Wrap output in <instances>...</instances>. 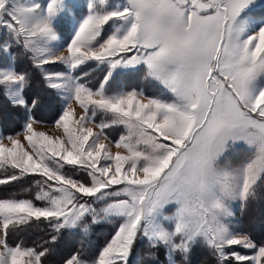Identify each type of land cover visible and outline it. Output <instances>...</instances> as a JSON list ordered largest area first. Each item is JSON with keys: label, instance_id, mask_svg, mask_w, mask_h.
<instances>
[{"label": "snow or ice", "instance_id": "snow-or-ice-1", "mask_svg": "<svg viewBox=\"0 0 264 264\" xmlns=\"http://www.w3.org/2000/svg\"><path fill=\"white\" fill-rule=\"evenodd\" d=\"M34 72L60 135L34 127ZM137 74L154 93L126 87ZM0 95L25 111L0 136V264H48L65 232L82 239L59 264H134L145 244L264 264L236 216L264 200V0H0ZM95 225L111 228L89 252Z\"/></svg>", "mask_w": 264, "mask_h": 264}, {"label": "trees", "instance_id": "trees-1", "mask_svg": "<svg viewBox=\"0 0 264 264\" xmlns=\"http://www.w3.org/2000/svg\"><path fill=\"white\" fill-rule=\"evenodd\" d=\"M18 56V67L20 70L29 69L28 62L25 58ZM23 57V56H22ZM89 71V79L95 81L99 78L98 69H86ZM29 71H31L29 69ZM126 87L130 90L133 88H142V78L138 75L124 81ZM151 87V86H150ZM149 88V87H148ZM147 88V89H148ZM146 90V88H144ZM26 97L31 96L39 98L41 103L34 110L33 116L36 120L42 122H51L56 119L60 110L59 99L55 92L47 89L44 81L38 72L32 73L31 86L26 89ZM11 111V114L9 111ZM25 123V111L11 106L7 99L0 95V131L3 135H13L19 132ZM106 132V130H105ZM27 187V185H24ZM18 190V189H17ZM237 218L240 221L239 227L247 233H250L256 241H264V200H260L250 205L246 211L241 214L237 212ZM111 225H95L89 234L88 240L91 243L89 252H94L97 247L103 245L108 237ZM42 232L31 230L27 233L20 234V237L26 242L38 240ZM81 235L75 232H65L57 244L56 253L49 258L48 264H59L64 257L71 255L81 244ZM86 243L88 241H85ZM158 259L159 264H167V258L161 251L156 257L149 256V249L145 244L142 248L137 249L134 264H149L150 260ZM176 264H216L215 258L206 248L195 249L187 259L175 257Z\"/></svg>", "mask_w": 264, "mask_h": 264}, {"label": "rangeland", "instance_id": "rangeland-1", "mask_svg": "<svg viewBox=\"0 0 264 264\" xmlns=\"http://www.w3.org/2000/svg\"><path fill=\"white\" fill-rule=\"evenodd\" d=\"M61 54H63V50L61 51ZM21 58H24V57H20V59ZM140 78H142V88H146V92L148 93V94H152V93H154L155 92V89H153L152 87H150L149 85H147L144 81H143V76H142V74H137ZM149 87V88H148ZM138 88V87H137ZM140 88V87H139ZM148 88V89H147ZM4 99H6L3 95H1ZM58 99H59V103H60V106H61V100H60V98L58 97ZM8 101V100H7ZM8 103H9V101H8ZM10 104V103H9ZM11 105V104H10ZM11 106H13V105H11ZM73 106L75 107V104H74V102H73ZM14 107V106H13ZM16 108H18V107H16ZM20 109V108H19ZM21 109H23V108H21ZM11 111L12 110H10L9 111V113L11 114ZM80 109H78L77 108V114L79 115L80 114ZM54 121H51V122H42V121H40V123H37V124H35L34 125V127L36 128V130L37 131H44V132H46V133H48V134H50V135H60L61 134V132H60V130L59 129H56L55 127H54V123H53ZM97 123H98V121H97ZM87 126H89V127H94V124H88ZM22 131V129L19 131V132H21ZM18 133V132H17ZM106 135L108 136V139L109 140H111V141H115V140H118L119 139V136L121 135V134H123V129L122 128H120V129H106ZM16 134H13V135H3V134H1V131H0V136H3V137H7V136H15ZM101 139H103V137H101ZM5 144H8V140L5 138L4 139V141H3ZM113 151H116V149L113 147ZM239 210L238 209H236V216H237V212H238ZM238 219V218H237ZM241 251H246V250H243V249H240ZM161 254H163L164 255V253H163V250H161ZM248 254H251V253H248ZM165 256V255H164ZM167 258V257H166ZM168 259V258H167ZM202 264H204V263H202Z\"/></svg>", "mask_w": 264, "mask_h": 264}]
</instances>
